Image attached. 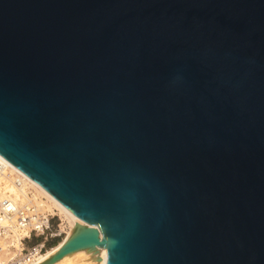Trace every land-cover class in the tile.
Instances as JSON below:
<instances>
[{
	"label": "water",
	"instance_id": "95a60500",
	"mask_svg": "<svg viewBox=\"0 0 264 264\" xmlns=\"http://www.w3.org/2000/svg\"><path fill=\"white\" fill-rule=\"evenodd\" d=\"M0 156L76 218L50 262L264 264V0H0Z\"/></svg>",
	"mask_w": 264,
	"mask_h": 264
},
{
	"label": "built area",
	"instance_id": "2783aa9c",
	"mask_svg": "<svg viewBox=\"0 0 264 264\" xmlns=\"http://www.w3.org/2000/svg\"><path fill=\"white\" fill-rule=\"evenodd\" d=\"M1 175L12 186L25 192L26 198L0 197V240L7 250L0 257V264H38L48 249L53 247L51 241L64 239L67 232L54 227L55 213L34 198L33 188L21 176L9 174L0 162ZM34 238L36 240L31 243Z\"/></svg>",
	"mask_w": 264,
	"mask_h": 264
},
{
	"label": "bare ground",
	"instance_id": "6f19581e",
	"mask_svg": "<svg viewBox=\"0 0 264 264\" xmlns=\"http://www.w3.org/2000/svg\"><path fill=\"white\" fill-rule=\"evenodd\" d=\"M0 162L5 166L6 172L9 174H16L17 176H21L27 184L31 188H33L34 198L38 200L47 210L54 212L57 210L68 222L69 231L67 232L66 237L60 240L55 246L48 249V251L41 257L38 264H105L107 262V251L106 248L101 249H80L74 251L70 254H66L60 259L50 262L52 258L59 252V250L64 246V244L68 241L71 231L76 226V218L70 212V210L64 206L60 201H58L54 196H52L45 188H43L36 181L31 179L30 177L23 174L16 167L10 164L7 160H5L2 156H0ZM0 197H13L14 199H24L26 198V193L21 189H18L11 185L9 181L5 178L4 175L0 176ZM45 199V200H44ZM68 228V227H67ZM63 229V228H62ZM0 246L3 247L0 249V257H3L7 250L4 243H1Z\"/></svg>",
	"mask_w": 264,
	"mask_h": 264
},
{
	"label": "rangeland",
	"instance_id": "374dc122",
	"mask_svg": "<svg viewBox=\"0 0 264 264\" xmlns=\"http://www.w3.org/2000/svg\"><path fill=\"white\" fill-rule=\"evenodd\" d=\"M1 194V193H0ZM1 196V195H0ZM45 200V199H44ZM50 210H54V219H53V225L56 228H59L61 230H63L64 232L69 231V224L68 222L65 220V218L55 209H50ZM59 225V226H58ZM68 227V228H67ZM63 228V229H62ZM65 235V234H64ZM36 239H32L31 243L34 242ZM28 243H30L29 241H27ZM59 242V240H52L51 241V245L55 246L57 243Z\"/></svg>",
	"mask_w": 264,
	"mask_h": 264
}]
</instances>
